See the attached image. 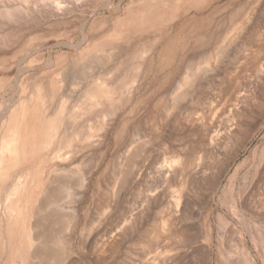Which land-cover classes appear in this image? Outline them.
<instances>
[{
	"label": "rangeland",
	"instance_id": "obj_1",
	"mask_svg": "<svg viewBox=\"0 0 264 264\" xmlns=\"http://www.w3.org/2000/svg\"><path fill=\"white\" fill-rule=\"evenodd\" d=\"M3 79L0 264H264V0H0Z\"/></svg>",
	"mask_w": 264,
	"mask_h": 264
},
{
	"label": "bare ground",
	"instance_id": "obj_2",
	"mask_svg": "<svg viewBox=\"0 0 264 264\" xmlns=\"http://www.w3.org/2000/svg\"><path fill=\"white\" fill-rule=\"evenodd\" d=\"M131 32H133V31H131ZM24 48H25V46H24ZM21 53H23V52H21ZM15 75H18V74H15ZM20 75H19V78H20ZM19 78L17 77V80ZM4 82H5L4 79L0 80V86ZM43 97H41V98H43ZM44 98H46V97H44ZM38 99H40V97H38ZM29 100H31V99H29ZM25 102H23V105H24ZM0 106H1V103H0ZM2 116L3 115H0V121L4 120L1 123V124H4V127L1 130V132H0V185H2L4 180L9 176V173L11 172V170H13L20 163L19 162V158H20L21 155H23L25 153V145L28 142V136H27L28 134L25 133L23 135L22 134L20 135V131L18 130V126H19V123L21 121V118L19 119L18 115L15 112H12V113L8 114V116L6 115L7 116V117L5 116L6 119H3ZM42 117H43V127L39 131V135L41 137H43L45 135V129L47 131L49 130V128L51 127V123H52V116H50L48 113H45L44 110H43ZM22 120H24L23 116H22ZM40 144H41V142H39V145L37 146L38 150L41 149V145ZM13 189H14V187H13ZM43 195H44V193H43ZM9 196L10 195H8V197H6V198L10 199ZM11 206H13L12 203H11ZM40 206L41 205L39 203L38 209L40 208ZM35 241H36V239H35ZM38 242H39V240H38ZM35 245H37V243ZM47 246H48V244H47Z\"/></svg>",
	"mask_w": 264,
	"mask_h": 264
}]
</instances>
